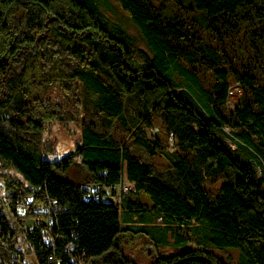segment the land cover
Listing matches in <instances>:
<instances>
[{
	"label": "trees",
	"instance_id": "1",
	"mask_svg": "<svg viewBox=\"0 0 264 264\" xmlns=\"http://www.w3.org/2000/svg\"><path fill=\"white\" fill-rule=\"evenodd\" d=\"M115 1L147 49L98 0H0L3 259L135 264L120 242L144 232L158 246L149 211L173 245L150 264H225L211 246L264 264V0ZM228 76L242 88L232 108ZM56 82L83 116L80 142L53 159L45 126L71 118L46 102ZM122 174L132 186L115 203L102 185ZM49 202L59 207L50 221Z\"/></svg>",
	"mask_w": 264,
	"mask_h": 264
},
{
	"label": "rangeland",
	"instance_id": "2",
	"mask_svg": "<svg viewBox=\"0 0 264 264\" xmlns=\"http://www.w3.org/2000/svg\"><path fill=\"white\" fill-rule=\"evenodd\" d=\"M98 2L100 3L102 10L112 19V21L134 36L139 47L147 49L138 27L131 21L127 13L120 8L119 4L115 0H98ZM228 81L230 93L228 94L226 106L228 108H232L239 100L242 94V88L231 76H228ZM46 102L55 106H60L71 114V118L64 120H50L45 126L43 139L45 146L48 147L50 151H45L44 156L55 159L68 152L75 144L80 142V121L83 114L81 108L74 103L73 96L67 94L60 87L58 82H56L47 92ZM160 123V118H156L153 125L146 128L145 137L154 136L157 128H160L161 126ZM150 127L154 128V133H150ZM173 144L174 139L171 133H169L168 150L172 151L175 149ZM11 172L12 178L13 175L17 176L13 170ZM218 184L219 183H216L215 185L217 186ZM4 204V183L0 176V205L2 208L5 207ZM157 220L158 219H156L155 213L147 211L144 219L145 222H143V224L148 226L157 225L155 226V229L157 228L155 235L158 240V246H155L153 240L150 238V235L144 232H141L139 236L135 238L120 242L121 249L124 251L126 256L135 262V264H150L156 258L158 253L161 255L173 251L171 237L167 239V242H164L161 239V230L158 229V225L160 224ZM10 223L13 228L16 226V221L13 218L10 219ZM16 247L22 249V254L26 261L34 263L35 257L33 255V251L28 248V245L25 243L21 233H18L17 235ZM211 250L219 256L225 264H246L238 248L211 246Z\"/></svg>",
	"mask_w": 264,
	"mask_h": 264
},
{
	"label": "built area",
	"instance_id": "3",
	"mask_svg": "<svg viewBox=\"0 0 264 264\" xmlns=\"http://www.w3.org/2000/svg\"><path fill=\"white\" fill-rule=\"evenodd\" d=\"M153 127H150V133H154ZM17 176L13 175V179H16ZM132 186V182L130 180L127 179V177L125 176V174H122L120 176V179L118 181H116L115 183L109 184V185H102L103 189H105L106 191L111 193V198L113 200V202L115 203H120L121 202V197L123 196V194L127 191H129V189ZM29 188H32L31 186L28 185ZM97 189L99 188V185H97L96 183H93L90 185V189ZM4 200H5V207L2 208V206L0 205V210H6L7 212H9V205L7 203V197L6 194L4 193ZM23 204V202L17 200L16 201V205L21 206ZM45 212L47 213L46 218L47 220H53L56 216V212L59 210V207L57 206L56 203L53 202H49L47 204V206L45 207ZM14 217H12L11 213H10V218H9V223H10V219ZM157 222L159 224H162V220L161 217L157 218ZM15 220V219H14ZM11 224V223H10ZM22 259L26 260L25 257L23 256V254L21 253ZM71 260L73 262V264H92L85 256L84 253L81 254H74L71 257Z\"/></svg>",
	"mask_w": 264,
	"mask_h": 264
},
{
	"label": "water",
	"instance_id": "4",
	"mask_svg": "<svg viewBox=\"0 0 264 264\" xmlns=\"http://www.w3.org/2000/svg\"><path fill=\"white\" fill-rule=\"evenodd\" d=\"M197 258H206L205 256H203V255H199V256H196ZM208 259V258H207ZM179 262V261H178ZM178 262H175V263H172V264H177ZM0 263L1 264H6V262H5V260L3 259V257H2V255H1V253H0Z\"/></svg>",
	"mask_w": 264,
	"mask_h": 264
}]
</instances>
